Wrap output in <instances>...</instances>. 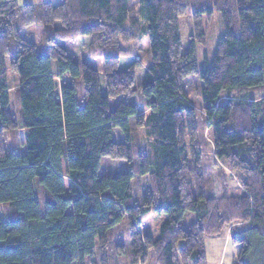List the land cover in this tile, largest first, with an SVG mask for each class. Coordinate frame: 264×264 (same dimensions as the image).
I'll return each mask as SVG.
<instances>
[{
    "label": "trees",
    "instance_id": "16d2710c",
    "mask_svg": "<svg viewBox=\"0 0 264 264\" xmlns=\"http://www.w3.org/2000/svg\"><path fill=\"white\" fill-rule=\"evenodd\" d=\"M139 12L0 0V264H144L150 251L156 264H207L206 238L226 229L237 264H264V0H140ZM84 36L90 51L70 55ZM112 159L126 169L111 174ZM151 213L166 216L155 238L142 230Z\"/></svg>",
    "mask_w": 264,
    "mask_h": 264
},
{
    "label": "rangeland",
    "instance_id": "374dc122",
    "mask_svg": "<svg viewBox=\"0 0 264 264\" xmlns=\"http://www.w3.org/2000/svg\"><path fill=\"white\" fill-rule=\"evenodd\" d=\"M19 7H22L26 4H33L35 6L47 1V0H16ZM131 6L136 10V12H139L140 8V0H129ZM140 13V12H139ZM223 30H222V22L221 17L218 12H215L213 15V19L211 22V25L208 29V33L206 35V45L205 48L210 52V55L212 57L214 53V46L217 42V40L222 36ZM37 35L38 33L34 31L31 32V35ZM38 39V37H37ZM91 46V40L90 38L82 37L80 38L76 44L70 49L69 54L74 57H80L81 54L90 51ZM147 47V42H143V49L145 50ZM204 47L199 49L198 56L201 59V56L203 55ZM142 55V54H141ZM129 59H123L121 67L124 68L127 63H129ZM144 71L145 67L142 69H139L137 71V80L136 84L139 85L140 82L144 79ZM8 86L10 88V92H15V90L19 87V77L18 75L11 70L10 66L8 67ZM63 83L71 82V79H65L62 80ZM194 83V80L192 81ZM123 97H118L116 99H113L111 101L112 106H116ZM135 102L140 100V96H137V98L133 99ZM190 101L192 104L197 108L201 109V100L198 96L193 94L190 97ZM139 105L143 106V103L139 101ZM141 134V142L144 150L146 151V139H145V131L143 129L139 130ZM209 137V136H208ZM116 138H121L120 134L116 136ZM207 138V145L206 149L209 153V159L213 163H216V159L213 156V145L210 140ZM126 162L124 160L119 159H112L110 161L105 162V169L108 170L111 174H118L126 169ZM219 167L214 168L215 178H214V187H215V193L217 196H220L223 194V184L217 179L216 173L218 171ZM226 185H228L227 188V194L231 192H239V183L238 178L233 175V177H229L227 181L225 182ZM1 212V211H0ZM193 214H189L185 217L183 225L186 227L189 225L190 220L193 219ZM166 218L165 215H158L156 213H151L144 221L142 230L150 235H152L154 238L159 235V229L160 225L163 222V220ZM125 226H121L116 232L115 236L119 241H126V235H125ZM229 229L224 230L220 235L207 237L205 241L206 245V258H207V264H237L238 263V256L240 252V245L232 244L229 238ZM155 254L153 251H150V254L148 256V259L146 263L144 264H156L155 261ZM125 260H120L121 264L124 263ZM128 263V262H127ZM130 264V263H129Z\"/></svg>",
    "mask_w": 264,
    "mask_h": 264
},
{
    "label": "crops",
    "instance_id": "0c3cea01",
    "mask_svg": "<svg viewBox=\"0 0 264 264\" xmlns=\"http://www.w3.org/2000/svg\"><path fill=\"white\" fill-rule=\"evenodd\" d=\"M85 38H88V37H86V36H84Z\"/></svg>",
    "mask_w": 264,
    "mask_h": 264
}]
</instances>
